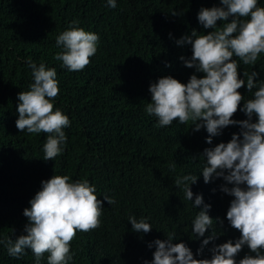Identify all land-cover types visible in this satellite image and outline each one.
I'll return each instance as SVG.
<instances>
[{
	"label": "trees",
	"instance_id": "obj_1",
	"mask_svg": "<svg viewBox=\"0 0 264 264\" xmlns=\"http://www.w3.org/2000/svg\"><path fill=\"white\" fill-rule=\"evenodd\" d=\"M218 3L116 0L117 6L108 8L106 0H0V236L15 239L23 233L27 223L23 209L30 206L40 181L54 174L88 180L102 201L99 225L76 231L70 241V264H143L155 250L148 244L169 234H175L174 243L183 241L194 258H206L213 244L239 237V230L225 218L232 197L220 191L222 178L205 183L199 175L191 190L194 196L202 194L211 204L209 215L219 220L212 226L218 235L196 255L203 237L191 233V220L198 209L173 181L178 175L199 173L198 156L211 146L205 141L208 134L203 128H175L173 122L158 126L145 112L150 82L165 75L186 82L193 74L194 69L179 59L191 56L190 45H176L175 40L192 29L198 34L210 31L198 23L197 12ZM258 4L264 6V0ZM73 22L99 37L95 54L78 71L61 67L62 62L54 59L59 51L56 35ZM26 58L56 69L59 91L53 110L60 108L70 120L64 129V150L53 159H43L46 133L15 127L17 93L32 82ZM232 59L238 62V75L256 70L255 79H264V54H258L255 65ZM237 91L244 99L252 96L244 86ZM231 118L247 117L238 105ZM233 132H239L238 125L226 126L212 145L227 142ZM173 163L175 169L169 167ZM104 195L114 203L104 201ZM129 215L147 217L152 228L147 233L133 231ZM248 251L242 247L237 259ZM44 256L41 264H47V253ZM0 264H33V255L26 249L21 257H10L0 245Z\"/></svg>",
	"mask_w": 264,
	"mask_h": 264
},
{
	"label": "clouds",
	"instance_id": "obj_2",
	"mask_svg": "<svg viewBox=\"0 0 264 264\" xmlns=\"http://www.w3.org/2000/svg\"><path fill=\"white\" fill-rule=\"evenodd\" d=\"M106 6L115 8L116 0H106ZM197 21L211 30L198 34L192 29L190 34L175 40L176 45H190L191 56L179 59L184 66L194 69L193 74L186 82L171 75L150 82L145 112L155 118L158 126L173 122L175 128H203L208 134L205 141L211 146L198 156L202 158L199 173L178 175L173 181L182 189L184 199L198 209L191 220V233L197 239L203 237L196 255L200 256L218 235L212 226L213 221L219 220L209 215L211 204L204 202L202 194L194 196L191 190L190 185L197 182L199 175L205 183L222 178L220 191L232 197L225 218L240 235L213 244L210 257L197 259L183 241L174 243L175 234H169L166 239L156 238L148 244L149 248L154 245L155 250L152 259L143 264H264V79H255L256 70L238 75V62L232 59L235 56L244 65H255L258 54H264V6L258 0H219L211 7L202 6ZM98 41L95 32L73 22L56 35L59 51L54 59L69 71L82 70L95 54ZM26 67L31 70L32 82L27 90L17 93L15 127L27 133H46L43 159H53L64 150V129L70 124L60 108L53 110L59 91L56 69L44 62L37 64L31 58H26ZM241 86L252 93L251 98L244 99L237 91ZM238 105L246 119L231 118ZM229 125H238L239 132H233L227 142L212 145L213 137ZM169 167L175 169V164ZM95 193L96 186L86 179L71 180L67 175L54 174L42 179L40 189L28 201L30 206L23 209L27 218L23 233L15 239L0 236V245L15 258L24 255L26 249L31 250L33 264H41L45 253L47 264H70V241L76 231L87 232L100 223L102 201ZM103 200L114 203L107 195ZM127 220L135 232L147 233L152 228L147 217L137 219L129 215ZM206 230H210L208 235ZM245 246L248 253L237 259Z\"/></svg>",
	"mask_w": 264,
	"mask_h": 264
}]
</instances>
